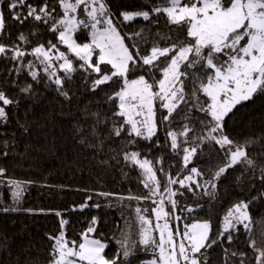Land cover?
<instances>
[{"label":"snow or ice","instance_id":"6c2138e0","mask_svg":"<svg viewBox=\"0 0 264 264\" xmlns=\"http://www.w3.org/2000/svg\"><path fill=\"white\" fill-rule=\"evenodd\" d=\"M0 3L4 5L0 37L11 35L6 31L5 8L12 26L34 24L27 32L19 31L11 43L0 39V60L8 62L0 71V136L5 137L0 142V185L12 197L9 204L0 201V212L22 210L27 186L34 183L8 176L3 158L12 154L15 133L7 137L3 126L11 124L21 95L39 101L34 85L70 102L76 77L86 91H99L102 101L95 112L85 109L93 123L87 128L77 125L80 143H85L87 132L97 141L87 146L103 150L100 126L106 127L107 154L138 170L139 182L147 190L144 195L125 196L85 189L89 194L84 202L64 210L121 207L124 224L119 235L113 232L109 237L98 232L100 218L95 215L86 219L87 227L78 238H69L70 221L61 211L23 209L59 218V232L47 234L52 241L47 264H209V250L215 246L222 249L223 264H234L233 257L239 264H264V228L253 235L250 211L254 202L264 201V132L233 138L227 130L237 106L264 96V0H140L134 9L117 0ZM136 21L141 22L139 27L134 26ZM12 89L15 96L8 94ZM17 124L23 127L18 120ZM158 133L164 135L163 147L179 159L175 175L165 170L163 157L150 159L139 150L141 142L149 152L161 147ZM117 141L123 146L114 147ZM213 152L223 159L206 175L194 162ZM230 169H239L241 197L227 208L214 231L210 218L192 216L203 205L182 206L179 198L186 193L207 197L211 210L213 201L221 202L220 181ZM245 176L250 184L243 183ZM146 201L152 206H140ZM241 228L251 256L229 247L238 242ZM113 241L116 248L109 254ZM140 252L150 258L142 259Z\"/></svg>","mask_w":264,"mask_h":264},{"label":"trees","instance_id":"16d2710c","mask_svg":"<svg viewBox=\"0 0 264 264\" xmlns=\"http://www.w3.org/2000/svg\"><path fill=\"white\" fill-rule=\"evenodd\" d=\"M34 2V0H30ZM129 9H134L139 5L140 0H117ZM0 3V8H3ZM5 16L9 27L6 31L10 36L0 37L4 43H11L16 40L17 33L21 30L27 32L34 24L29 21L23 26L13 25L8 17L6 8ZM140 21L134 22L135 27H139ZM163 28V24L160 25ZM50 38V36H49ZM61 50H64L63 48ZM31 59V57H28ZM8 67L6 60H0V71ZM11 79V77H9ZM28 82L31 78L27 77ZM3 82V76L0 75V83ZM21 83L24 79L21 78ZM36 92L40 95L38 102L20 97V107L16 109V115L11 124L3 126L7 131V137L15 133V140L12 142V154L3 158V166L8 169L10 178L22 181H34L27 186L24 193L20 211L3 213L0 212V264H47L49 249L52 241L48 239L47 234L55 235L59 232L58 217L54 213L33 214L23 209H54L63 213V218L70 221L67 227V236L69 238H78V233L87 227L86 219L91 216L100 218L98 232H103L106 237L111 236L113 232L119 235V228L123 225L120 214V207L100 209H85L80 211H64L70 209L73 205H79L84 202L87 190L110 191L128 195L129 192L136 195H144L147 190L139 182L138 170L126 165L122 158L119 162L111 159L107 154V145L110 143L106 139L107 128L100 126L102 133L101 139H104L105 147L99 150L97 147H88L91 142L93 145L97 141L87 132L85 143H80L81 135L77 133V125L88 127L93 120L90 116H85V109L88 112H95L100 108L101 94L99 91L93 94L86 91L81 85V78L76 77L75 83L71 86L70 102L65 101L63 97L58 96L54 91L47 90L43 85H34ZM9 95L15 96L16 90L8 91ZM100 101V103H97ZM11 111V109H10ZM103 111L108 112V106H103ZM235 115L230 116L227 122V130L233 138H242L254 136L259 132H264V96L256 97L234 109ZM23 125V127L18 126ZM27 131H24V128ZM161 141V147L147 150L146 142H141L139 150L143 155L150 159L163 157L166 171H171L174 175L179 170V159L173 155L168 148L163 147L164 135L158 133ZM5 137L0 136V142ZM123 142L117 141L114 147H122ZM128 150H136L134 146H129ZM253 152L255 149L252 150ZM223 157L213 152L211 155H203L194 163L209 174L210 169H215L222 161ZM107 160V164L101 161ZM124 173H127L125 177ZM239 175V169L229 170V172L220 181V201L212 202V208L209 210L208 198L202 199L193 197L191 193H186L184 197L179 198L180 204L195 206L197 203L203 205L192 214L193 217L201 219H211L214 225V231L217 230L223 215L227 208L241 197V192L237 188L236 176ZM158 177L164 180L163 174L158 173ZM244 184H250L252 180L249 176L242 178ZM174 187H178L174 186ZM255 190L252 195H255ZM0 201L9 204L12 201L11 192L0 185ZM101 202L105 203L102 198ZM136 202V201H132ZM91 204L92 201H89ZM151 205L150 201H146ZM255 207L250 211L253 216V235L259 233L264 228V201H256ZM152 206V205H151ZM184 216L185 213L178 212ZM238 242H234L230 247L232 251L241 250L248 252L251 256V250L247 248L245 236L241 228ZM227 246V245H226ZM116 248L114 241L107 250L111 254ZM209 264H223L222 249L215 246L209 250ZM141 258L144 255H139ZM234 264H239L237 258L233 257Z\"/></svg>","mask_w":264,"mask_h":264},{"label":"rangeland","instance_id":"374dc122","mask_svg":"<svg viewBox=\"0 0 264 264\" xmlns=\"http://www.w3.org/2000/svg\"><path fill=\"white\" fill-rule=\"evenodd\" d=\"M125 203H131L133 206H135L137 202L125 201ZM140 206L146 207V206H151V205H148L146 202H141ZM119 211H120V214H121V211H122L121 207H120V210ZM128 212H129V214H131V210L130 209L128 210ZM122 220H123V218H122ZM123 224H124V220H123ZM138 255H144V257H142V259L150 258V254H145L143 252L138 253Z\"/></svg>","mask_w":264,"mask_h":264}]
</instances>
